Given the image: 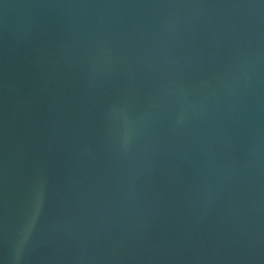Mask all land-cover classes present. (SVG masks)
I'll return each instance as SVG.
<instances>
[{"label":"water","instance_id":"1","mask_svg":"<svg viewBox=\"0 0 264 264\" xmlns=\"http://www.w3.org/2000/svg\"><path fill=\"white\" fill-rule=\"evenodd\" d=\"M0 264H264V0H0Z\"/></svg>","mask_w":264,"mask_h":264}]
</instances>
